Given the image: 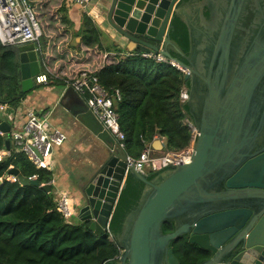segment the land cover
<instances>
[{"label":"water","instance_id":"obj_1","mask_svg":"<svg viewBox=\"0 0 264 264\" xmlns=\"http://www.w3.org/2000/svg\"><path fill=\"white\" fill-rule=\"evenodd\" d=\"M100 5L110 35L127 53H156L186 71L185 105L197 137L188 164L149 180L133 165L127 168L128 155L83 103L72 116L101 146L74 177L77 220L88 223L95 236L104 235L130 179L143 187L114 236L117 264H179L170 244L180 237L208 253L200 264H264V0H101ZM176 18L187 31L186 54L170 39ZM17 52L21 92L27 93L40 60L33 44ZM0 133H9L5 122ZM151 147L160 151L164 145L155 140ZM5 149L10 150L8 140ZM8 174L21 186H37L13 168ZM41 189L50 191L48 185ZM167 222L172 231L163 233Z\"/></svg>","mask_w":264,"mask_h":264},{"label":"trees","instance_id":"obj_2","mask_svg":"<svg viewBox=\"0 0 264 264\" xmlns=\"http://www.w3.org/2000/svg\"><path fill=\"white\" fill-rule=\"evenodd\" d=\"M64 9L63 5L60 11ZM102 36L85 15L77 45L106 53L116 51L115 45L102 46ZM170 39L187 53V31L177 18L172 21ZM17 47L0 44V104L9 103L13 108L27 95L21 92ZM112 59L116 62L103 66L95 74L112 98L118 91L119 100H114L113 107L128 157L137 158L155 137L163 139L165 152L184 150L190 141V132L182 120L187 117L191 121L186 105L179 100L181 88H188L184 74L170 65L143 58L141 53H126ZM53 81L63 85L59 80ZM14 97L17 100L12 101ZM6 140L8 136H0V151L5 149ZM10 168L28 181L35 180L37 186L6 181ZM157 174L148 173V179ZM0 178V264H117L119 249L115 240L109 241L106 234L95 236L86 222H65L52 193L50 171L36 169L29 159L15 153L10 146V155L0 161ZM45 185L49 186V193L41 189ZM142 187L130 179L124 182L109 220L113 236L119 233L125 216L135 207ZM162 230L163 233L172 231V224L164 223ZM170 248L179 264H200L208 259V253L190 244L186 237L172 241Z\"/></svg>","mask_w":264,"mask_h":264},{"label":"built area","instance_id":"obj_3","mask_svg":"<svg viewBox=\"0 0 264 264\" xmlns=\"http://www.w3.org/2000/svg\"><path fill=\"white\" fill-rule=\"evenodd\" d=\"M70 2L78 7H86L90 0H69ZM42 36L43 34L36 20L33 7L28 0H0V44L3 47L25 44L34 45V51L39 57L43 71L40 69V73L33 78V84L46 85L50 80L61 81L65 88L72 89L84 99L90 114L119 143L120 148L123 149L124 134L119 128L118 118L113 107L114 100H119L118 91H115L114 98H112L101 87L94 71L82 69L71 78H61L54 75L47 68L43 59L44 50L40 44ZM141 56L151 59L156 63L170 65L186 74V71L180 69L173 62L164 59L159 54L141 53ZM187 95L188 88L182 87L179 93L181 103L185 104ZM5 109L6 105L0 104V115ZM49 118V113L36 116L31 111L27 112L24 124L11 132L9 128V133L6 135L15 153L25 155L36 169L46 171H51V158L54 148L60 147L66 141V135L52 127ZM182 125L190 132V141L184 150L178 153H156L151 145H146L137 158L127 157V168L133 165L136 171L148 174L188 164L194 153L193 146L197 132L193 123L187 117L182 120ZM3 135L0 133V136ZM160 142L164 145L163 139H160ZM9 155L10 150L4 149L0 151V161ZM4 179L11 183L18 182V177L12 175H8ZM0 181H2V178H0ZM69 201H71L73 206L71 198L65 193L59 192L55 194L57 209L62 214L65 222H70L71 218L75 216V210L69 207ZM105 234L109 241H114V236L109 231V223L105 227Z\"/></svg>","mask_w":264,"mask_h":264},{"label":"crops","instance_id":"obj_4","mask_svg":"<svg viewBox=\"0 0 264 264\" xmlns=\"http://www.w3.org/2000/svg\"><path fill=\"white\" fill-rule=\"evenodd\" d=\"M29 1L31 4L32 2L37 3L40 7H43L45 4L49 3L50 0ZM60 1L61 6L64 5L65 9H67V6L70 7L69 0ZM100 2L101 0H90L86 7L74 6L76 7L75 12L80 15L82 14L80 12L81 9H85L88 18L103 34L101 38L102 46L105 48L109 45H115L117 47L116 51L111 50L110 53H106L98 48L88 49L82 44L78 49L71 50L69 42H71L72 37L75 34L71 29L70 24L66 23L67 28L64 29L61 26V29L59 28L58 30L59 36L62 37L60 41L63 43L66 42L65 45H68L70 48L66 51L73 60L75 59L73 62L74 67L94 72L109 64L112 56H125L127 53L124 43L116 41L113 38V35H110L108 28L104 24L103 9ZM48 38L51 39L52 37L48 36ZM56 40L57 39L54 38L53 41L55 42ZM47 56L50 55L44 48L43 59ZM68 61L69 60H67V62ZM37 87L39 88L36 89V91L34 90V93L31 92L29 96H26L20 101L15 108L11 107L9 104H5L6 109L1 114L0 123L5 122L11 132L24 124L26 120L25 114L27 112L31 111L36 116L45 113L50 114L49 121L51 126L66 135V141L60 147L54 148L51 158L52 168L50 172L52 173L53 178L52 193L55 196L56 193L62 192L72 199V196L74 195V177L89 164L92 156L98 149H100L101 143L82 124H80L74 116H72L76 110L84 105L83 103L85 102L82 97L69 91L60 84V82L58 84L53 80L49 81L46 85H37ZM155 140L160 141L159 138H155L154 141ZM155 152L163 153L165 152V148ZM120 187H122V184ZM72 223H80L77 220L76 215L73 217Z\"/></svg>","mask_w":264,"mask_h":264},{"label":"rangeland","instance_id":"obj_5","mask_svg":"<svg viewBox=\"0 0 264 264\" xmlns=\"http://www.w3.org/2000/svg\"><path fill=\"white\" fill-rule=\"evenodd\" d=\"M60 2H61L60 0H50L49 3L45 4V6L43 7H40L39 5H37V3H33V2L31 5L35 13L36 20L43 34V36L40 38V44L42 46V49L44 50L45 48L46 52L48 51L50 55L45 57L44 59L47 68H49L52 71V73L54 75H57L58 77L71 78L82 69L74 67L73 62L75 59L73 60V58L69 56L66 50L70 48L71 50L78 49L81 46L80 44L79 45L76 44V39L79 38V35H81L82 33L84 16L85 15L87 16V14L85 9H81L80 12L82 14L79 15L77 12H75L76 7H74L75 5L72 4L71 2L69 3L70 7L67 6V9H64L62 12L60 11L61 8ZM63 18H65V20H63ZM66 23H69L74 34L78 35V37L76 38H74V36L72 37L71 42H69L70 48L68 45L67 46L65 45L66 42L63 43L62 41H60L62 37H60L58 33V30L59 28L61 29V26L64 29L67 28ZM48 36L52 37L53 39L52 38H51L52 40L49 39ZM54 38L57 39L55 42L53 41ZM67 60L69 61L67 62ZM113 62H116V60L112 59L110 61V63ZM34 87L31 91L27 92L26 96H29L31 92H33L34 90L36 91V89L39 88L37 87V85H34ZM0 120H1V115H0ZM69 207L73 208L71 201H69ZM72 220L73 217L71 218V222Z\"/></svg>","mask_w":264,"mask_h":264},{"label":"flooded vegetation","instance_id":"obj_6","mask_svg":"<svg viewBox=\"0 0 264 264\" xmlns=\"http://www.w3.org/2000/svg\"><path fill=\"white\" fill-rule=\"evenodd\" d=\"M192 122V121H191Z\"/></svg>","mask_w":264,"mask_h":264}]
</instances>
